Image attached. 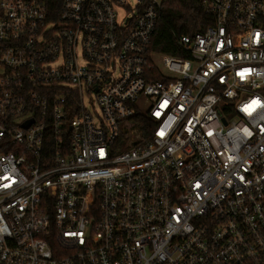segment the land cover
I'll list each match as a JSON object with an SVG mask.
<instances>
[{
    "label": "built area",
    "instance_id": "obj_1",
    "mask_svg": "<svg viewBox=\"0 0 264 264\" xmlns=\"http://www.w3.org/2000/svg\"><path fill=\"white\" fill-rule=\"evenodd\" d=\"M162 3L0 0V264H264V0Z\"/></svg>",
    "mask_w": 264,
    "mask_h": 264
},
{
    "label": "trees",
    "instance_id": "obj_2",
    "mask_svg": "<svg viewBox=\"0 0 264 264\" xmlns=\"http://www.w3.org/2000/svg\"><path fill=\"white\" fill-rule=\"evenodd\" d=\"M52 18H56L63 0H43ZM205 0H163L150 51L173 57L189 58V52L181 44L183 36L204 31L212 25L213 18L204 12ZM161 79V75H156ZM143 135L149 134L150 122L146 117L137 119Z\"/></svg>",
    "mask_w": 264,
    "mask_h": 264
},
{
    "label": "rangeland",
    "instance_id": "obj_3",
    "mask_svg": "<svg viewBox=\"0 0 264 264\" xmlns=\"http://www.w3.org/2000/svg\"><path fill=\"white\" fill-rule=\"evenodd\" d=\"M120 12L123 13V9H120ZM151 59L155 62L156 65H158L159 67H162L161 57H160L159 53L153 52L151 54ZM163 71L165 73H167L166 69H163ZM144 99H145V97H142V101ZM140 110L142 112H146L148 110V107L141 105Z\"/></svg>",
    "mask_w": 264,
    "mask_h": 264
}]
</instances>
